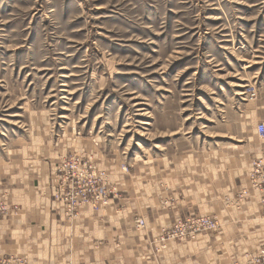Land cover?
Here are the masks:
<instances>
[{
    "label": "rangeland",
    "instance_id": "374dc122",
    "mask_svg": "<svg viewBox=\"0 0 264 264\" xmlns=\"http://www.w3.org/2000/svg\"><path fill=\"white\" fill-rule=\"evenodd\" d=\"M260 122L264 0H0V167L39 134L86 138L128 170L239 144ZM74 154L54 196L84 179Z\"/></svg>",
    "mask_w": 264,
    "mask_h": 264
},
{
    "label": "crops",
    "instance_id": "0c3cea01",
    "mask_svg": "<svg viewBox=\"0 0 264 264\" xmlns=\"http://www.w3.org/2000/svg\"><path fill=\"white\" fill-rule=\"evenodd\" d=\"M31 159L0 167V259L25 264H248L264 246L261 188L252 184L264 139L248 133L241 143L209 146L165 164L128 170L90 140L39 134ZM26 153V154H25ZM79 153L106 172L108 202L69 212L53 195L57 163ZM247 194L243 195V191ZM213 215L218 230L184 240L160 241L179 219ZM138 218L146 226L137 224ZM5 264V263H2Z\"/></svg>",
    "mask_w": 264,
    "mask_h": 264
},
{
    "label": "built area",
    "instance_id": "2783aa9c",
    "mask_svg": "<svg viewBox=\"0 0 264 264\" xmlns=\"http://www.w3.org/2000/svg\"><path fill=\"white\" fill-rule=\"evenodd\" d=\"M257 132L259 136L264 137V123L260 122L257 125ZM71 165L74 169H79L81 177L74 184V193L66 198L67 209L69 212L76 211L84 206L90 204L94 208H98L101 203H107L110 195V187L108 186L106 172L98 170L90 159L84 158L81 154L72 156ZM96 170H95V168ZM76 171V170H74ZM86 172L91 174L83 176ZM254 183L264 192V168L261 163L256 164L254 171ZM262 204L264 208V195L262 197ZM4 206H0V212L5 211ZM139 225L145 226V220L139 219ZM220 228V221L213 215H197L189 216L185 219H179L174 226L167 232L170 239H187L194 237L203 231L218 230ZM25 264L26 261L22 259H0V264ZM248 264H264V246H262L257 254L252 255Z\"/></svg>",
    "mask_w": 264,
    "mask_h": 264
}]
</instances>
